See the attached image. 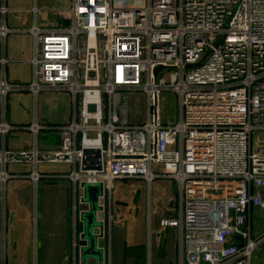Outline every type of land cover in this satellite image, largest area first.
<instances>
[{
	"label": "built area",
	"instance_id": "built-area-1",
	"mask_svg": "<svg viewBox=\"0 0 264 264\" xmlns=\"http://www.w3.org/2000/svg\"><path fill=\"white\" fill-rule=\"evenodd\" d=\"M8 11L0 0L2 43ZM68 12L66 27L27 29L29 83L9 81L0 57V219L10 163H31L33 182L38 163L71 164L80 202L83 184H100L98 209L116 180L169 179L178 213L159 223L179 229L180 264H251L264 246V0H70ZM45 89L71 95L72 120L52 127L59 148L9 149L11 131L46 126L7 122L8 95ZM163 91L178 106L172 122L159 115ZM135 93L138 122L128 114Z\"/></svg>",
	"mask_w": 264,
	"mask_h": 264
},
{
	"label": "crops",
	"instance_id": "crops-1",
	"mask_svg": "<svg viewBox=\"0 0 264 264\" xmlns=\"http://www.w3.org/2000/svg\"><path fill=\"white\" fill-rule=\"evenodd\" d=\"M7 6L9 11L3 21L11 31L3 43L0 39V57L6 59L4 70L9 81L29 83L33 36L27 29L33 24L41 29L68 26L70 0H36V13L31 10L32 0H7ZM55 91L59 108L49 120L33 113L38 95L30 91L8 95L7 122L27 126L36 121L46 128L36 134L28 129L13 130L4 138L6 147L35 148L41 152L59 148L61 136L52 127L72 120L73 105L69 92ZM6 170L11 176L4 188L7 222L4 234L0 224V243L2 237L6 242L5 264H81L80 249L86 242L81 238L83 223L79 216L88 209V204L80 202L82 191L69 177L72 165L38 163L36 171L40 177L36 182L30 178L31 163H10ZM136 191H139L137 203L133 197ZM99 204L96 219L101 226L94 232L97 249L101 251L100 264H180L179 229L161 227L159 223L162 217L178 213L175 181L158 178L148 184L139 178L116 180L110 197L104 195ZM86 264L97 261L87 258Z\"/></svg>",
	"mask_w": 264,
	"mask_h": 264
},
{
	"label": "rangeland",
	"instance_id": "rangeland-1",
	"mask_svg": "<svg viewBox=\"0 0 264 264\" xmlns=\"http://www.w3.org/2000/svg\"><path fill=\"white\" fill-rule=\"evenodd\" d=\"M20 5V4H17ZM22 5H25L22 3ZM14 93V92H12ZM37 100L35 99L34 105H33V113L38 116V118H44L45 120H49L50 118H53L52 116L56 113L57 108H59L58 103V97L56 95L55 90L51 89H45L41 90L37 94ZM145 112V105L143 101V97L141 93H135L131 94L128 98V114L129 119L132 121H140L143 118ZM178 113V106L176 102L174 101L173 97L170 95L169 92H161L160 94V101H159V115L162 120V122H172L175 120L176 114ZM255 142V140H254ZM253 142V143H254ZM77 191V189H76ZM138 192V193H137ZM136 195L134 194V202L137 203V195L139 194V191H136ZM263 223V221H260ZM7 222H5L4 219H0V224L2 225V232L1 234H4L5 225ZM252 224H256V219L252 221ZM4 238L2 237V242L0 243L1 252L4 250V246L6 244ZM2 253H0L1 255ZM260 262V264H264V246L260 245L256 248L254 253L251 257V263L256 264L257 262Z\"/></svg>",
	"mask_w": 264,
	"mask_h": 264
},
{
	"label": "water",
	"instance_id": "water-1",
	"mask_svg": "<svg viewBox=\"0 0 264 264\" xmlns=\"http://www.w3.org/2000/svg\"><path fill=\"white\" fill-rule=\"evenodd\" d=\"M161 67H156L157 72ZM87 151H85L86 153ZM99 152H96V157H99ZM82 164L84 161L82 160ZM87 168H94V166H85ZM99 169V165L96 166ZM83 201L88 203V210L80 214V219L83 223V230L81 238L85 240L86 244L80 249L81 264H86L87 258H95L97 264H100L101 251L97 249V237L94 234V228L100 226V222L96 221V212L99 208L98 197L101 196L100 184H83ZM241 246V242L238 243Z\"/></svg>",
	"mask_w": 264,
	"mask_h": 264
}]
</instances>
